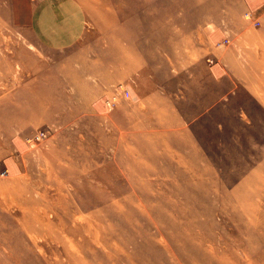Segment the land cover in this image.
<instances>
[{"label": "rangeland", "instance_id": "obj_1", "mask_svg": "<svg viewBox=\"0 0 264 264\" xmlns=\"http://www.w3.org/2000/svg\"><path fill=\"white\" fill-rule=\"evenodd\" d=\"M12 1L0 264H264V0Z\"/></svg>", "mask_w": 264, "mask_h": 264}, {"label": "crops", "instance_id": "obj_2", "mask_svg": "<svg viewBox=\"0 0 264 264\" xmlns=\"http://www.w3.org/2000/svg\"><path fill=\"white\" fill-rule=\"evenodd\" d=\"M26 0H13L12 1V6L14 8V13H15V23L24 26L27 23H32L33 22V17L31 15V13L29 14L25 9V4H27L25 2ZM31 2L29 3L30 6ZM30 9V7H28ZM216 44H220L221 45V41L216 40L215 42Z\"/></svg>", "mask_w": 264, "mask_h": 264}]
</instances>
